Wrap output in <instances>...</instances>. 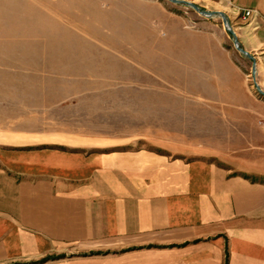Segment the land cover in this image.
I'll use <instances>...</instances> for the list:
<instances>
[{
    "label": "rangeland",
    "instance_id": "374dc122",
    "mask_svg": "<svg viewBox=\"0 0 264 264\" xmlns=\"http://www.w3.org/2000/svg\"><path fill=\"white\" fill-rule=\"evenodd\" d=\"M239 58L249 92L264 95L218 15L168 0H0V110L33 130L62 128L68 144L130 141L218 160L248 140L262 159L264 102L212 101L239 82L227 66Z\"/></svg>",
    "mask_w": 264,
    "mask_h": 264
},
{
    "label": "crops",
    "instance_id": "0c3cea01",
    "mask_svg": "<svg viewBox=\"0 0 264 264\" xmlns=\"http://www.w3.org/2000/svg\"><path fill=\"white\" fill-rule=\"evenodd\" d=\"M264 91V0H216ZM250 9L246 19L241 10ZM239 78L212 101L252 94ZM244 92L239 95V90ZM251 93V94H248ZM227 116H225L226 118ZM0 110V264H264V157L86 146Z\"/></svg>",
    "mask_w": 264,
    "mask_h": 264
},
{
    "label": "water",
    "instance_id": "95a60500",
    "mask_svg": "<svg viewBox=\"0 0 264 264\" xmlns=\"http://www.w3.org/2000/svg\"><path fill=\"white\" fill-rule=\"evenodd\" d=\"M169 2L173 3V4H183L186 5L190 8H192L195 12H197L199 15L203 16V17H212L214 15H218L221 18L222 24L224 26V28L231 34L232 36V41L233 44L235 46V48L242 53L243 55H245L247 58H249L252 61L251 64V76H253L254 78V74H255V60L254 57L246 50H244L240 45L239 42L237 40L236 34L234 32V30L232 29V27L230 26L229 23V18L227 17V15L221 11V10H205V9H201L197 4H195L194 2L190 1V0H168ZM256 89L259 92H262L261 89L259 88V86L257 85V83H255Z\"/></svg>",
    "mask_w": 264,
    "mask_h": 264
},
{
    "label": "built area",
    "instance_id": "2783aa9c",
    "mask_svg": "<svg viewBox=\"0 0 264 264\" xmlns=\"http://www.w3.org/2000/svg\"><path fill=\"white\" fill-rule=\"evenodd\" d=\"M241 13H242V17L244 19H246V18H248V17H250L252 15V10H250V9H242Z\"/></svg>",
    "mask_w": 264,
    "mask_h": 264
}]
</instances>
